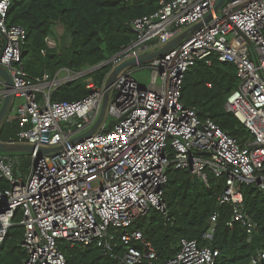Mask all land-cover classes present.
<instances>
[{"label":"built area","instance_id":"obj_1","mask_svg":"<svg viewBox=\"0 0 264 264\" xmlns=\"http://www.w3.org/2000/svg\"><path fill=\"white\" fill-rule=\"evenodd\" d=\"M218 2L161 0L156 11L132 21L136 37L101 63L113 66L102 83L90 77L86 96L54 101L59 86L85 72L30 76L24 66L28 32L8 23L15 0H0V65L13 79L10 112L17 127L6 143L35 146L27 177L14 172L15 160L0 155V178L9 184L0 189V245L13 227L22 226L26 264H67L66 245L97 246L117 264H152L158 254L140 224L155 209L166 212L165 187L173 169L189 170L208 185L211 177L221 181L218 202L232 207L228 225L241 223L249 236L259 231L240 188L264 191V0ZM186 32L170 51L147 62V84L134 76V66L124 69L98 130L71 143L98 119L107 78L117 66ZM47 42L58 44L52 37ZM215 59L237 67L240 84L224 107L250 129L243 143L182 101L188 72ZM63 71L66 76H60ZM4 98L3 88L0 107ZM40 147L59 150L44 154ZM218 218V213L211 216L203 234L208 244L183 238L164 264H215L220 253L211 244ZM263 259L264 249L250 264Z\"/></svg>","mask_w":264,"mask_h":264},{"label":"trees","instance_id":"obj_2","mask_svg":"<svg viewBox=\"0 0 264 264\" xmlns=\"http://www.w3.org/2000/svg\"><path fill=\"white\" fill-rule=\"evenodd\" d=\"M161 0H18L8 15L9 25H22L28 32L24 66L32 77L48 74L53 79L63 69L78 73L104 63L116 55L135 37L132 21L156 11ZM64 32L59 35L57 26ZM57 40L50 47L47 38ZM0 41V46H1ZM1 53V50H0ZM113 68L106 64L76 80L59 86L52 100H78L89 93L87 79L98 83ZM211 84V86L209 85ZM237 67L217 59L211 66L200 61L188 72L182 101L185 105L204 109L202 118H211L223 130L242 143L251 131L235 114L225 109L228 97L238 89ZM16 135L17 127L12 124ZM0 140L4 141L0 132ZM9 186L0 178V189ZM221 181L211 177L209 185L189 170L173 169L165 187L166 212L155 209L140 227L152 241L158 257L152 264H164L173 257L183 238L208 244L203 234L214 213L219 214L212 246L219 250L215 264H250L253 256L264 249V191L255 186H241L244 205L259 222L260 229L249 236L241 223L228 225L232 217L229 204L220 205ZM24 229L15 226L0 245V264H26L28 253L22 247ZM67 264H117L97 246H64ZM150 264V263H142ZM260 264H264V259Z\"/></svg>","mask_w":264,"mask_h":264},{"label":"water","instance_id":"obj_3","mask_svg":"<svg viewBox=\"0 0 264 264\" xmlns=\"http://www.w3.org/2000/svg\"><path fill=\"white\" fill-rule=\"evenodd\" d=\"M224 2H225V0H219L218 6H222ZM201 25H202V22L195 25L192 29L193 30L197 29ZM187 34L188 33L186 32V33L180 35L179 37H177L173 41L169 42L168 44L164 45L162 48H160L158 50L146 52V53L142 54L141 56H139L138 58H134L132 60L125 61V62L121 63L119 66H117L113 70V72L109 75V77L107 78L104 102H103L101 112H100L98 119L96 120V122L93 124V126L91 128H89L84 133L74 137L71 140V143H75V142H78V141H80L86 137H89L90 135H92L93 133H95L98 130V128L100 127V125L102 124V122L106 116L108 102L110 99V94H111V89H112L113 83L116 80V78L118 77V75L124 69H126L130 66H136L138 64L147 63V62L151 61L152 59L167 53L174 46H176ZM101 66H103V65L99 64V65H97L91 69L92 70L98 69ZM87 70H90V69H87ZM0 76L4 80V91H5L4 102L2 103V105L0 107V129H1V127L3 126L5 121L7 120V117L9 115V112H10V109L12 106L13 94H12L11 90L13 88V79H12L11 75L9 74L8 70L2 65H0ZM199 112L204 113V109L203 108L199 109ZM57 150H59V148L40 147L38 149V152L47 154V153H51V152H54ZM12 151L34 152L35 146L34 145H28V144H16V145L12 146V145H9L8 143H5L4 141L0 140V152L7 153V152H12Z\"/></svg>","mask_w":264,"mask_h":264},{"label":"rangeland","instance_id":"obj_4","mask_svg":"<svg viewBox=\"0 0 264 264\" xmlns=\"http://www.w3.org/2000/svg\"><path fill=\"white\" fill-rule=\"evenodd\" d=\"M18 0H15V2ZM57 32L59 35H61L64 32V27L62 25L57 26ZM142 68L138 69L137 66H134L132 68L137 69L134 73V76L139 79L143 84H147L149 82L151 69L148 68L147 63H144L141 65ZM93 68V67H92ZM94 71V70H93ZM91 71V72H93ZM85 73H89V71L84 70ZM67 72H62L60 76H64ZM70 73V71H69ZM83 73L80 77L84 76ZM73 74V73H72ZM75 74V72H74ZM1 77V76H0ZM80 77H77L80 78ZM2 88V85L0 84V89ZM113 94V93H112ZM15 119V114L13 111L10 112V114L7 117V120L3 124V126L0 129V132L3 134L4 142H8L10 138L15 137V133H13L12 124L13 120ZM64 126V125H63ZM0 155L6 157V158H12L15 160V165L13 166L14 172L17 171L16 169H19L23 176L27 177L30 170L31 165V155L32 152L30 151H12L7 153L0 152ZM9 162V160H7ZM151 213L147 216L148 219L150 218Z\"/></svg>","mask_w":264,"mask_h":264},{"label":"crops","instance_id":"obj_5","mask_svg":"<svg viewBox=\"0 0 264 264\" xmlns=\"http://www.w3.org/2000/svg\"><path fill=\"white\" fill-rule=\"evenodd\" d=\"M160 47H155L154 49H148L147 51L148 52H150V51H155V50H157V49H159ZM64 72V71H63ZM67 74V73H66ZM66 74H65V76H66ZM0 80H2L3 81V78L2 77H0ZM1 85H2V88L0 89V90H2L3 88H4V85H3V83H0Z\"/></svg>","mask_w":264,"mask_h":264}]
</instances>
